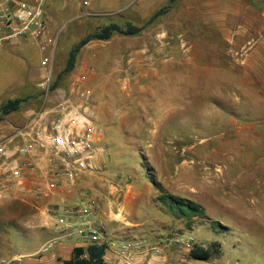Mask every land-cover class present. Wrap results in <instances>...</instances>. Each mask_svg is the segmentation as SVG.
I'll return each instance as SVG.
<instances>
[{"label":"rangeland","instance_id":"rangeland-1","mask_svg":"<svg viewBox=\"0 0 264 264\" xmlns=\"http://www.w3.org/2000/svg\"><path fill=\"white\" fill-rule=\"evenodd\" d=\"M75 1L45 0L51 7L63 5L59 18H49L50 26L62 28L54 79L83 35L112 23L124 28L128 21L127 13L74 19L65 7ZM92 2L95 12L122 8L125 0ZM200 3L191 16L186 13V1L178 4L161 22L165 27L174 23L167 27V35L143 36L147 51L142 52V61L127 65L122 59V55L128 58L127 50H120L113 64L102 67L97 59L105 50H94V74L105 75V80L89 85L100 133L97 170L77 181L76 194L96 200L113 250L123 238L187 229L204 248L213 246L218 251L207 263L264 264V51L252 40L245 42L249 38L235 40L228 35L238 44L231 48L218 31L206 28L198 11ZM166 5L164 0L149 7L156 10ZM210 5V9L217 8ZM133 8L127 11L129 20L141 23L142 31L157 25L156 18L149 22L153 14L143 19ZM230 22L235 30V20ZM154 37L168 43L165 50L155 51L153 44L158 40ZM40 57L30 43L0 49V105L7 99L25 100L17 112L0 117V125L7 126L16 115L29 117L42 105L46 86L50 89L53 81L47 84L42 78L31 83L27 76L28 68L34 70ZM160 194L199 204L204 217L172 215L157 201ZM44 205L21 195L0 201V256L26 257L51 238L54 227L51 234L45 229L53 218ZM112 213L115 219H110ZM53 251L33 257H50ZM25 257L18 264H30Z\"/></svg>","mask_w":264,"mask_h":264},{"label":"built area","instance_id":"built-area-1","mask_svg":"<svg viewBox=\"0 0 264 264\" xmlns=\"http://www.w3.org/2000/svg\"><path fill=\"white\" fill-rule=\"evenodd\" d=\"M43 1L0 0V49L24 41L37 44L47 53L41 66L44 81L49 84L57 35L52 34L44 16ZM47 100L50 107L46 106ZM95 106L85 75L68 88L50 91L46 86L42 105L32 112L27 123L0 138V201L16 195L40 200L58 189L71 194L83 175L97 170L100 133ZM83 196L71 205L46 208L60 234L40 253L49 251L56 241L74 240L85 247L106 244L117 264H210L188 260L195 241L180 230L152 238H123L113 250L114 242L98 216L96 200ZM23 258L0 257V264H18Z\"/></svg>","mask_w":264,"mask_h":264},{"label":"crops","instance_id":"crops-1","mask_svg":"<svg viewBox=\"0 0 264 264\" xmlns=\"http://www.w3.org/2000/svg\"><path fill=\"white\" fill-rule=\"evenodd\" d=\"M56 1L60 2V0H56ZM161 1H164V0H136V1L135 0H125L123 7L119 8L117 10L110 9L109 11H95L94 12V11H92V7H91L93 4L92 0H76L75 3H73V2L71 3L70 7H67V8L65 7V10L68 9L67 15L71 16L74 19H80V18H85V17H90V16L91 17H94V16H105V17L116 16V17H119L117 15L121 16V13H122V15H125V13H127V15H126L127 16L126 20H128L127 22H129L135 26L142 27V26H140L141 23L137 24V23H134V22L129 20L131 18L130 16H128L130 12H127V11L132 9L133 7H135V8H133V9H135V10H133V12L134 11L138 12V15L140 17L142 16L141 18L146 19L149 16H151V14L154 15L159 10V9H156V10L151 9L149 7L150 4H154V3L156 4V3L161 2ZM184 1H186L187 4H189L185 9L188 16L195 15L194 10L197 7V4L200 0H179L174 5H172L171 8L165 14L156 17L155 22L157 25L154 28L150 29L149 32H145L143 30L142 32H140L141 34L133 35V36H125V35L113 33L108 40H105V41L91 40V41H89L87 44H85L79 50V52L76 56L74 68L72 69V71H70L68 74L63 76L64 80H63V82L61 81L62 82L61 87L68 88L71 84H73L76 80H78L82 75L86 76L88 85H92L95 80H98V81H101L102 79L105 80V75H103L101 73L94 74V66L93 65H94V62L96 61L94 59V53H95L94 50H96L98 48H104V50H105V52L100 54L98 59H97V61L99 60L98 61L99 65H101L102 67H107L108 65L113 64L114 55L118 54V52L120 50L121 51L127 50V52H125V53L127 54L128 58L125 59L124 58L125 56L122 55V59L124 61H126L127 65H129L131 63V61H134V64H135V63H137V61L144 60L145 57L143 56L142 52L145 50L147 51V47H146V44L142 40L143 36H145L146 34H152V33L155 36L167 35L168 31H169L168 28H170V27L172 28L174 23L171 22L167 26L168 27L167 28L165 26H161V22L163 21V19H167V17L173 12L175 7L178 4L183 3ZM166 2L168 3V0H166ZM104 3L112 4L113 0H104ZM211 3H214L215 6L217 5L216 6L217 8L216 9H210ZM62 8H63L62 4L55 5V6L51 7L49 3H46L45 0L43 1V12H44V16H45L49 26H50L49 18H51L52 20L54 18H59L58 13H60L62 11ZM198 8H199L198 11H200L199 14L201 15V18L204 21V25L206 26V28L208 27V29H214L215 31H218L219 34L224 36L225 41L228 40V43L231 45V48H237L238 47V44L235 43V40L237 38L246 37L249 39H246L245 42H249V40H252L253 43L255 42V44L258 45V50L264 51V0H201V3L199 4ZM82 10L84 11L85 15L81 14V13H83ZM77 12H80V13L76 14ZM80 15H82L83 17H81ZM173 17L174 16H172L171 18H173ZM231 20H235V23H236L235 24V30H233V27H232L233 25H231V22H230ZM50 30H51L53 35H55V36L57 35V43H58L59 33L61 34L62 28L54 29L52 26H50ZM89 34L90 33L83 35L78 40V42ZM228 35H233L235 40L233 38L227 39L226 36H228ZM154 38L156 39V41L158 40V43L155 42L153 44L156 47L155 51H158V53H159V51L165 50L166 46H168V43H164L163 41H161V38L160 39H158L156 37H154ZM115 41L119 45H114L113 43H115ZM132 42H136L137 46L132 47V45H131ZM21 43H30L41 54L39 63L36 64L34 70H32V68L29 67L28 71H27V76L29 79H31V81H30L31 83L34 81L40 82V80L42 78L43 79L45 78V72L41 66V60L44 56L47 55V53L44 51H41L37 44H34L32 42H28V41H24V42L18 43L16 46H6L2 49L15 48ZM121 44H122V47H120ZM144 45L146 48L145 47L143 48ZM239 45H241V44H239ZM56 48H57V45H56ZM132 49L134 51H131ZM19 54L23 57L25 56V52L23 50H19ZM122 54H124V52ZM131 55H133V58H131ZM136 56L142 57V58H139V60H136ZM56 62H57V60H56V50H55L53 67L56 64ZM53 79H54V76L52 75L51 81L54 82L56 79H54V80ZM50 101H51V99H50ZM46 106L50 107L51 102H49L47 100ZM30 114H32V113H30ZM30 114H29V117H30ZM27 115L28 114L16 115L17 117L14 116L11 118L13 122L8 123L7 126L0 125V129H2L1 127H3V126L5 129L4 132H2L3 130H1L0 138L5 137L4 135H1V134H5L6 136H8L13 132V130L15 128H18V127L26 124L28 119H29V117ZM26 117H28V118H26ZM75 187L76 186H74L73 193H71V194H67V193H65L64 190L58 189L56 192L48 195L47 197H44L43 199H40L39 201L44 202V204L46 205V208H50L52 206L60 207V206L71 205L74 203L75 200L83 199V197H84L83 195H85V194L81 193L82 195L77 196ZM74 194H76V195H74ZM36 201H38V200H36ZM115 217H116V215L113 213L110 215V219H112V218L115 219ZM51 223H52V225L48 226L45 229L46 233H48V232L50 233L51 227H54V231H53V234L50 233L52 236L49 240H47V242H45V244L52 241L54 238H56L60 234L57 231V228L54 226V219L52 220ZM76 247H85V246H80L74 240H66L63 242L56 241L54 243V245L52 246V248L49 251H47V252H50V251L54 250L53 253L50 255V257H41V256H38L36 258L33 257L35 255L40 254V252H39L40 249L34 253H28V255L26 257L24 256L26 254L16 255L15 257L23 256V257H25V259L30 261L29 262L30 264H48V263H51L54 261L56 264H58V261H60V260H63V261L68 260L71 256L72 250ZM0 257H2V256H0ZM31 257H33L34 259ZM4 258H6V257H4ZM13 258H14V256H13ZM111 259L112 260L115 259V260H113V262H110ZM104 261L107 262L108 264H114V261H116V258L111 251L108 252V250H107L104 254ZM196 264H201V263H196Z\"/></svg>","mask_w":264,"mask_h":264},{"label":"trees","instance_id":"trees-1","mask_svg":"<svg viewBox=\"0 0 264 264\" xmlns=\"http://www.w3.org/2000/svg\"><path fill=\"white\" fill-rule=\"evenodd\" d=\"M179 0H168V3L165 7L159 9L149 20L151 22L156 17L165 14L172 5H174ZM148 22V23H149ZM143 27L134 26L131 23H125L124 28H121L115 24H109L103 27L100 31H93L83 39H81L77 44H75L68 52L67 58L64 64L63 69L57 74L56 80L50 85V91H53L59 86L58 81L68 74L74 68V63L76 56L79 50L91 40H108L113 33H117L125 36L138 35L142 31ZM54 80V79H53ZM25 102L22 98H12L7 99L0 105V117L7 116L10 113L17 112L21 107V104ZM157 201L166 207V209L172 215H178L180 217H191L198 216L204 217L203 210L201 206L189 199L180 198L178 196H173L171 194H160ZM214 226H219L218 222H212ZM176 229H165V233H168ZM184 233L191 232L190 230L185 229ZM163 233V234H165ZM189 234V233H188ZM148 236H137L134 238L145 237L152 238ZM133 239V238H132ZM195 241V239H194ZM108 246L106 244L95 245L89 244L86 247H76L72 250L71 256L64 264H108L104 261V254ZM213 246L210 249L204 248L202 242L195 241L193 249L189 251L187 258L188 260L193 261H203L207 260L213 255L217 254L218 251L214 250Z\"/></svg>","mask_w":264,"mask_h":264}]
</instances>
